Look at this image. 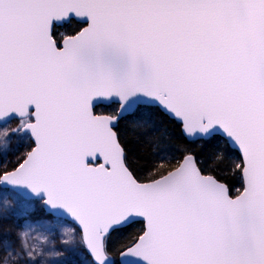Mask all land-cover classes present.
I'll list each match as a JSON object with an SVG mask.
<instances>
[{
  "label": "snow or ice",
  "instance_id": "1",
  "mask_svg": "<svg viewBox=\"0 0 264 264\" xmlns=\"http://www.w3.org/2000/svg\"><path fill=\"white\" fill-rule=\"evenodd\" d=\"M9 218L0 264H264V0H0Z\"/></svg>",
  "mask_w": 264,
  "mask_h": 264
},
{
  "label": "trees",
  "instance_id": "2",
  "mask_svg": "<svg viewBox=\"0 0 264 264\" xmlns=\"http://www.w3.org/2000/svg\"><path fill=\"white\" fill-rule=\"evenodd\" d=\"M108 109L100 108L98 111H107ZM153 121L155 124L154 128L148 129L147 132L144 130L133 126L131 119L122 122L121 130L122 136L125 140V143L128 145L129 150L133 156V158L141 157V159L137 160V165L142 166L143 160L142 157L145 153V145H144V137L146 135H156L160 139L166 140L165 133L167 136H170L172 139L170 143L172 144H181L183 141L180 137V132L177 125L169 120H167L162 115L153 116ZM196 151H199V148L196 145H188ZM236 187H239V183L236 184Z\"/></svg>",
  "mask_w": 264,
  "mask_h": 264
},
{
  "label": "rangeland",
  "instance_id": "3",
  "mask_svg": "<svg viewBox=\"0 0 264 264\" xmlns=\"http://www.w3.org/2000/svg\"><path fill=\"white\" fill-rule=\"evenodd\" d=\"M12 126H15V122L12 123ZM20 146V142L13 140L12 142V149L13 151L17 150ZM43 216V213L37 209L36 212L33 213L32 218L38 219ZM13 228V232L10 233L7 231L9 228ZM14 220L12 218H9L8 220H4L0 222V239L5 238H12L14 239ZM50 239L56 241V249H60L63 247V245L60 244V231H57ZM67 259L68 264H82L83 261H85V256L80 255L79 252L77 253H66L64 257H61V259Z\"/></svg>",
  "mask_w": 264,
  "mask_h": 264
},
{
  "label": "flooded vegetation",
  "instance_id": "4",
  "mask_svg": "<svg viewBox=\"0 0 264 264\" xmlns=\"http://www.w3.org/2000/svg\"><path fill=\"white\" fill-rule=\"evenodd\" d=\"M61 31H64V29H61ZM101 108H103V107H101ZM103 109H107V108H103ZM13 122H15V121H12V123H13Z\"/></svg>",
  "mask_w": 264,
  "mask_h": 264
},
{
  "label": "water",
  "instance_id": "5",
  "mask_svg": "<svg viewBox=\"0 0 264 264\" xmlns=\"http://www.w3.org/2000/svg\"><path fill=\"white\" fill-rule=\"evenodd\" d=\"M103 108H106V107H104V106H102Z\"/></svg>",
  "mask_w": 264,
  "mask_h": 264
}]
</instances>
